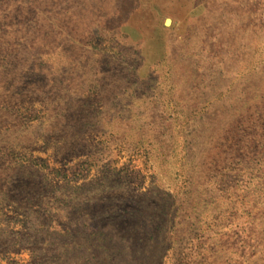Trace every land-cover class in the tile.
I'll return each mask as SVG.
<instances>
[{
  "label": "rangeland",
  "instance_id": "1",
  "mask_svg": "<svg viewBox=\"0 0 264 264\" xmlns=\"http://www.w3.org/2000/svg\"><path fill=\"white\" fill-rule=\"evenodd\" d=\"M0 264H264V0H0Z\"/></svg>",
  "mask_w": 264,
  "mask_h": 264
}]
</instances>
